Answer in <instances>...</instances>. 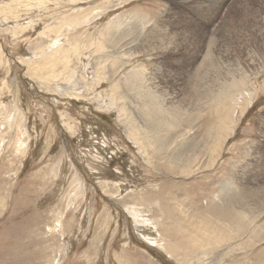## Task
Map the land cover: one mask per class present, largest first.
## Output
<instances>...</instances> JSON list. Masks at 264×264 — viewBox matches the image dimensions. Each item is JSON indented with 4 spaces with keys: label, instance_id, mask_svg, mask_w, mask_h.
I'll return each instance as SVG.
<instances>
[{
    "label": "rangeland",
    "instance_id": "1",
    "mask_svg": "<svg viewBox=\"0 0 264 264\" xmlns=\"http://www.w3.org/2000/svg\"><path fill=\"white\" fill-rule=\"evenodd\" d=\"M15 1L0 0V264H178L144 236L176 241L169 239L176 236V224H190L191 229L192 220L218 222L213 208H224L227 201L247 210L248 222L253 218V231L263 241L253 231L251 239L245 235L238 241L233 229L229 233L235 239L227 243L237 247L231 252L223 243L213 253L185 257L183 263L264 260V0H87L78 9L79 4L69 7L68 0H57L43 11L35 0H20L13 10ZM76 10H85L87 21L84 29L66 37L78 44L70 66L79 59L75 72L90 68L88 77L93 76L91 57L96 53V45H88L96 43V32L104 25L109 24L107 31H123L132 23L145 33L154 31V37L140 42L157 47L146 56L133 52L139 55L123 59L127 65L121 70L146 72L156 88L150 99L125 93L132 100L128 104L122 94L123 113L118 115L103 105L109 102L108 82L77 97L57 95V87L66 89L68 83L43 78L51 74L53 63L46 66L41 57L52 47L47 41L41 49L40 35L50 27L58 31L65 24L59 20L64 11ZM59 40L60 45L66 42ZM107 61L105 66L110 61L113 67L121 65L118 58ZM235 68L244 70L240 79L222 81ZM232 81L243 82L242 92L234 89L224 100L222 90ZM223 105L229 108L218 124L217 108ZM144 107L157 108L159 118L169 124L176 118L180 123L193 119L199 153L212 144L217 148L203 157L206 171L177 176L138 157L119 118L127 117L129 124L146 120L150 116ZM228 112L230 120L224 121ZM16 146L24 152L15 151ZM125 200L142 211V224L137 222L142 227H135ZM166 209L184 211L180 224ZM161 210L174 223L152 226V221H165ZM243 216L247 225V214Z\"/></svg>",
    "mask_w": 264,
    "mask_h": 264
},
{
    "label": "bare ground",
    "instance_id": "2",
    "mask_svg": "<svg viewBox=\"0 0 264 264\" xmlns=\"http://www.w3.org/2000/svg\"><path fill=\"white\" fill-rule=\"evenodd\" d=\"M35 1L37 2L38 8L42 11L47 10L46 4L47 3L49 4V1L57 2V0H35ZM19 2L20 0L18 2L16 1L12 2L13 10H15L13 6L19 5L18 4ZM67 2H68L67 5H69V7L70 5H72L69 3H73V4L75 3L76 5L79 4L77 8L75 7L76 9L84 8L88 3L87 0H68ZM59 3L60 2L56 4H59ZM19 7L21 8V6ZM64 12H63L64 14H62V17H60L59 20L64 21L65 24L62 26H58V29H57L58 31H56L55 29L51 27L47 28L45 30L47 31L46 33L44 34L41 33L40 40H39V47L41 49H44V47L47 45V41L50 42V45H48L49 47L55 48L54 50L50 48L52 52L49 55L43 54L41 57L40 63L45 64L46 66H48V64L53 63L51 74L44 75L43 78L52 79V82L68 83V86L66 89H64L62 86L57 87L56 89L57 95L60 97H65V96L71 97V98L77 97L80 95V91L82 92L85 91L87 93L94 92L95 87H98L103 82H108L110 89L107 91V94L105 95V97L109 99V102L106 103V101H103V105H106L105 107L106 109H110L118 115H121V113H123V111L121 110V108L123 107V102H121V100L118 99L122 94H125V93H134L138 95L143 94L144 96L150 99V94L152 90L156 88L151 86V83H148L149 78L146 76V72L141 73L140 71L136 69L132 70L129 67L127 68V70L125 69L126 71L124 70L125 72L123 71L124 73H122L121 70L127 65L123 63L124 62L122 61L123 59L125 58L133 59V57L139 55V54H132L133 52L139 51L138 53H143V55L146 56L147 51L157 47V45L145 46L142 42H140V39L144 36L154 37L155 36L154 31H148L145 33V31L142 30L141 26L136 25L135 27L134 23L131 24V28L126 27V26L123 27V31H107L109 24L106 26L104 25L102 29L96 32V40H95L96 43L94 42L88 45V46L96 45V53L95 55L91 57L93 59L91 61V64L94 67L91 71L93 76L88 77L89 73H87L88 72L87 70L90 71V68H86V70L84 71L85 74L81 72L80 74L79 73L77 74V72H75L77 71V69L76 67H73V66L74 65L77 66L79 59H76L73 62L72 67L70 66L72 62L70 61V58L74 56L75 54L74 50H77L78 44L76 43L75 39L73 42L71 40L69 41L66 38L70 34L74 33L76 30L80 31L84 29V26L87 21V17L84 16L85 10L79 13L77 10L72 13L71 11H64ZM17 13L15 12L13 17L17 15ZM156 34H162V33L157 32ZM190 35H189L190 39L191 38L196 39V36L194 34H190ZM61 37L66 39V42L64 45L63 43L60 45L61 40H59V38ZM210 39L212 38L210 37ZM209 40L207 42L210 43L212 40L211 41ZM88 42L89 40H87L86 43L88 44ZM159 45L161 46L160 42H159ZM195 45H193V47ZM169 47L170 46L166 44L165 48L170 49ZM213 56L212 58H215ZM205 57L207 58V55H205ZM108 58H113V59L118 58L121 65L118 64V66L120 65L119 67H113L112 62L110 61L109 64L105 66V62L107 61ZM127 63L129 62L127 61ZM108 65L110 66V68L108 67ZM69 68H72V69H69ZM227 72L229 73V77L222 79V81H227L233 77L240 79V77L244 73V70L240 68H235L234 70H229ZM193 82H195L194 77H193ZM243 86L244 85L242 81H232L229 86L225 87L222 90V98L224 100H227L230 97H232L234 89H237L238 92H242ZM94 96L99 97L98 94ZM125 97H126V103L128 102L129 104L130 102H132L130 95L125 94ZM226 108H229V106L223 105L217 108V111L220 114L218 124L223 123V121L221 120V115L226 111ZM144 111L151 118H154L153 116H151V114L156 113V117L154 118V123L149 122L150 117H148L146 120L139 121L136 123L132 122L131 124L127 122L128 120L127 117L123 118V120L119 118L121 122L123 121L125 123L123 130L125 129L126 133L129 135L128 140L130 144H132L133 147H135L134 149H136L137 155L140 159L143 158V160L146 161V163L156 166L155 168L160 170L163 173H171L177 176L195 175L197 173L206 171L203 168V165L205 162V159L203 157L207 155L211 156L212 154L215 153L217 148L215 145L212 144L209 146V148L204 154L199 153L198 144L196 143L197 129H196L194 121L192 122L193 119L191 117L186 118L183 123H180L179 119L176 118L171 124H169L165 120L164 117L159 118V115L161 113L158 112L157 108H154L152 110H146V108L144 107ZM165 115L166 114H164V116ZM229 120H230V115L228 112L225 114L224 121H229ZM189 123H191L190 128L183 127ZM217 125L212 126L211 129L217 128ZM119 126L122 127L121 125ZM228 130H230L229 127H228ZM205 137L209 140L211 139V136L208 133L205 134ZM226 137L227 136H225V138ZM224 141L225 140H223V142H221L220 145L218 146V152L223 147ZM15 148H16L15 151L17 152H20V153L22 151L24 152V148H22L21 146H16ZM186 153H188L189 155L186 156ZM239 196H242V193ZM142 198H145V197L140 196V199ZM177 201L178 200H176V202ZM259 201L262 202L261 200ZM256 202H257V199H256ZM122 204L124 205L126 210L130 212L131 214L130 217H132V219L135 220V227L140 228L139 226L141 225H139V223L137 222H140L141 220V224H142V218H141L142 211L139 210V207L130 205L129 200L122 201ZM225 204H228V206L221 208V209L213 208L212 215H214L215 219L218 222H211L212 220H209L210 219L209 217L208 219L206 218L207 220L205 218L203 219L200 218L201 220L200 219L192 220L191 224H194V226H192L191 229L187 227V226H191L190 224L189 225L187 224L186 228H183L181 225L177 226L176 224L175 233H174L176 236L169 238V239H175L176 241L164 243L158 240L156 237H152V236L150 237L146 235L145 236L143 235V236L145 239L150 240L148 241V243L152 247H157V249L158 248L162 249L165 253H167L168 256H170L171 259L173 258L172 260L176 261V263L178 264H185L183 263L184 261L183 258L185 257L194 259V258H198L200 255H206L209 252L213 253L214 247L217 248L218 245L223 244V243L228 244L226 245V249L229 248L228 250L229 252H231L233 248L237 246L235 245L233 246L227 243L229 240L235 239V237L231 236L229 232L234 229L235 235L238 241H241L242 237H244L245 235H248V237H250L251 239V236H253L251 234V232L253 231V227H252L253 218L250 222H248L249 214L247 213V210H243L239 208L235 209L232 207V204L228 201ZM243 204H246V203L243 202ZM261 204L264 205L263 203ZM167 210L168 209H166V211ZM168 212H170V214L176 219L177 223L180 224V219H181L180 213L181 212L184 213V211L178 212V214H176L175 211L173 210H168ZM243 212L244 214H247L246 216L247 225L243 221L244 219ZM161 213L164 216L165 221H163L162 223L158 222V220L161 221L160 219L156 221H152L151 222L152 226L154 227L162 226L163 227L164 223L167 224V223L173 222L171 216H167V218L165 219V214L162 210H161ZM258 218H259V215L257 216V219ZM143 229H145L144 226H143ZM256 230L257 229H254L253 231V234L256 235L253 237L261 239L262 235H259ZM218 232L220 234H218ZM164 237H167L166 232L164 234ZM261 240L263 241V239ZM256 263L253 262L252 264H256ZM257 264H264V260L258 261Z\"/></svg>",
    "mask_w": 264,
    "mask_h": 264
}]
</instances>
